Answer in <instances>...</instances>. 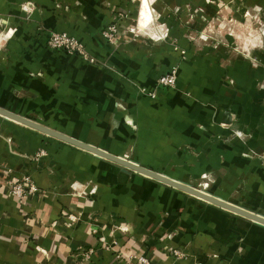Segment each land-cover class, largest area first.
<instances>
[{
	"label": "crops",
	"instance_id": "0c3cea01",
	"mask_svg": "<svg viewBox=\"0 0 264 264\" xmlns=\"http://www.w3.org/2000/svg\"><path fill=\"white\" fill-rule=\"evenodd\" d=\"M25 1L42 7L38 18L49 28L51 11L62 4L68 30L110 66L57 55L29 37L24 47L16 44L23 55L17 46L0 53L1 108L191 186L213 170L210 194L264 217V164L244 155L254 143H212L231 128L257 129L264 138L263 102H220L225 88L218 82L231 68L214 66L211 54L183 63L182 80L197 98L169 91L166 102L153 100L128 86H152L173 64L172 51L158 57L139 37L114 49L101 35L135 0H0V10L17 14ZM218 1L157 4L168 12L189 3L214 11ZM36 70L45 77L31 75ZM230 90L234 98L246 94L237 84ZM41 150L47 155L32 159ZM23 175L37 189L21 200L11 184ZM82 248L93 250L92 261H82ZM118 251L143 253L152 264H264V225L0 115V264H118Z\"/></svg>",
	"mask_w": 264,
	"mask_h": 264
},
{
	"label": "rangeland",
	"instance_id": "374dc122",
	"mask_svg": "<svg viewBox=\"0 0 264 264\" xmlns=\"http://www.w3.org/2000/svg\"><path fill=\"white\" fill-rule=\"evenodd\" d=\"M135 2L137 7L132 12H120L119 16H114L113 20L103 26L101 35L105 43L117 49L139 37L143 40L141 44L151 48L149 53L154 51L158 57L163 58V55L159 54L171 50L173 64L157 74L152 86L144 87L130 82L129 88L162 102L167 101L169 91H178L196 99V88L182 80L181 66L183 63L191 65L202 63L201 59L211 54L214 66L224 70L231 68L230 75L224 74L218 82L225 88L222 90L224 97L220 102H263L264 105V1L254 3L250 0H219L217 2L219 8L214 11L198 8L189 3L184 7H175L171 12L166 11V8L159 10L157 0ZM16 8L17 14L0 10V53L7 50L8 46L10 49L17 45L22 46L29 37H40L43 45L57 55L76 57L93 66L105 68L110 66L95 57L87 43L68 30L70 12H65L62 4L57 3L51 11L55 20V25L51 28L38 18L43 14V9L37 2L25 1ZM183 12H187L184 17L191 22L188 27L182 26L179 17ZM79 15L86 19L82 13ZM186 38L188 42L183 41ZM17 50L24 54L23 49L18 46ZM31 75L41 79L45 77L40 70L32 72ZM61 80V77L57 78L58 83ZM236 84L246 94L233 93L237 98L232 97L230 89ZM126 120L136 129L132 119ZM257 131L253 129L245 132L244 129L231 128L227 136L211 141L226 146H234L236 142L246 146L252 141L253 147L244 152V155L254 162L264 164V149L259 148L261 145L264 146V138L258 137ZM214 177L215 172L208 171L195 181L193 187L209 193L214 189L216 181ZM217 189L219 188L216 187L215 190ZM230 196L238 199L239 194L235 188Z\"/></svg>",
	"mask_w": 264,
	"mask_h": 264
},
{
	"label": "water",
	"instance_id": "95a60500",
	"mask_svg": "<svg viewBox=\"0 0 264 264\" xmlns=\"http://www.w3.org/2000/svg\"><path fill=\"white\" fill-rule=\"evenodd\" d=\"M0 115L4 116L6 118H9L13 121H16L18 123H21L23 125H26V126L32 128L34 130H37V131L42 132L44 134H47L51 137H54L58 140H61L63 142H66L68 144L76 146L78 148H81V149L88 151L90 153H93V154H95L101 158L112 161L116 164H119V165L125 167V168L133 170L139 174H142V175H145L147 177L158 180V181L165 183L169 186H172L178 190H181L187 194H190V195L195 196L197 198H200L206 202H209L211 204H214L216 206L224 208L228 211H231L237 215L243 216V217L248 218L254 222H257L259 224L264 225V217L263 216L255 213V212H252L246 208L238 206L236 204H233V203L227 202L225 200H222L218 197H215L212 194L205 192L204 190H202L200 188H196V187L190 186L188 184L174 180L172 178H169L163 174H160L158 172H155L153 170L145 168L139 164H136V163L128 160L125 157L114 155V154H111L109 152H106L100 148H97L93 145L82 142L78 139L72 138V137H70V136H68L62 132L56 131V130L49 128V127H47V126H45L39 122L33 121L31 119H28L24 116H21L17 113H14L12 111L3 109L1 107H0Z\"/></svg>",
	"mask_w": 264,
	"mask_h": 264
},
{
	"label": "built area",
	"instance_id": "2783aa9c",
	"mask_svg": "<svg viewBox=\"0 0 264 264\" xmlns=\"http://www.w3.org/2000/svg\"><path fill=\"white\" fill-rule=\"evenodd\" d=\"M47 154L44 150L39 151L32 158L38 161L40 158L45 157ZM36 185L30 181V177L23 175L19 181L13 182L11 184V192L16 197L23 200L29 193L36 191ZM68 219L71 221H75L76 218L70 214L68 215ZM174 255L177 257H183L181 250L177 248L171 249ZM93 255L92 249L82 248L79 252V256L84 262L92 261L91 256ZM115 256L118 260V264H152L151 260L143 253H136L134 251L129 252H116Z\"/></svg>",
	"mask_w": 264,
	"mask_h": 264
},
{
	"label": "snow or ice",
	"instance_id": "6c2138e0",
	"mask_svg": "<svg viewBox=\"0 0 264 264\" xmlns=\"http://www.w3.org/2000/svg\"><path fill=\"white\" fill-rule=\"evenodd\" d=\"M9 35H11V34H9Z\"/></svg>",
	"mask_w": 264,
	"mask_h": 264
}]
</instances>
